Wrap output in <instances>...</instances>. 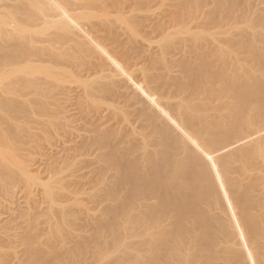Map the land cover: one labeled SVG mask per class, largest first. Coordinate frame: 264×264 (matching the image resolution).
Here are the masks:
<instances>
[{
    "label": "bare ground",
    "instance_id": "1",
    "mask_svg": "<svg viewBox=\"0 0 264 264\" xmlns=\"http://www.w3.org/2000/svg\"><path fill=\"white\" fill-rule=\"evenodd\" d=\"M83 1L0 0V111L17 114L13 125L20 113L28 125L38 115L43 134L68 133L51 136L50 181L86 168L75 177L94 192L72 178L74 192L106 205L92 206L104 207L93 227L65 230L63 186L45 188L48 215L36 203L0 220V264H264V28L249 24L250 35L236 38L222 21H172L170 12L153 21L143 15L152 8L138 6L148 0H128L129 18L125 5L120 17L97 20ZM92 1L102 11L125 4ZM202 1L172 7L197 13ZM228 1L206 17L242 12L264 22V7L258 15L252 3ZM5 121L0 173L13 167L31 182L36 174L8 152L17 138ZM13 168L4 178L15 179Z\"/></svg>",
    "mask_w": 264,
    "mask_h": 264
},
{
    "label": "rangeland",
    "instance_id": "2",
    "mask_svg": "<svg viewBox=\"0 0 264 264\" xmlns=\"http://www.w3.org/2000/svg\"><path fill=\"white\" fill-rule=\"evenodd\" d=\"M81 1H83V0H81ZM86 1H88V0H86ZM95 1V0H94ZM106 1V3L108 2V1H110V0H105ZM130 1V0H129ZM150 0H148V2L146 3L145 1H141L142 2V4L140 3V5H138L141 9L143 8V10L144 9H146L147 10V12L148 11H150V8H149V10H148V7H151L152 9H151V12H148V13H145V14H143V10L141 11V14H143L144 15V18H146V17H148V15H149V18L151 17V19H153V15H154V17H156L157 19H153V21H157L159 18H161V17H164L163 16V14L165 15V13L166 12H170V14H171V17L170 18H172V21H222V23H224V24H231L230 25V28L232 29V33H234V35H236V38H238V37H243L244 38V36L246 37V34H247V36L248 35H250L249 33H250V30L252 31V26H251V28L249 27V24L251 25V24H254L253 26H254V28L256 29V30H258L259 29V32L264 28V22L262 21V19L260 18V17H258V15L260 14H262V9H263V7H264V0H245L243 3H245V4H247L246 6H248L249 5V3H252L253 5H254V7L253 6H250V7H252V9H251V11H255L258 15H257V17L258 18H251V15H249V21H245V19H243V15H242V12L240 13V14H235L236 16H237V18H235L236 16L235 15H233V14H231V15H229L228 13H224V14H227V16H225V17H218V16H213L212 18L213 19H209V18H207V17H209V15H211L212 13H214V11H216L217 10V8H219V7H222L223 6V4L226 2V0H203L202 2L203 3H201L200 2V4L203 6V8H202V6L200 5V4H198L199 6V9H200V7H201V9H200V11H198L197 10V13H196V10H194V11H189V10H186V13L187 14H185V11H180L181 13H179V12H176V10L178 9H176V7L174 8V7H172V5H180L182 2H181V0H168V1H170V3L167 1V0H156V1H154L153 0V2H152V0H151V2H149ZM165 1L167 2V3H169V7H171V8H169V7H167V4L165 3ZM84 3H85V1H83ZM91 2H92V4H91ZM128 2V0H125V4L123 3V5H120L119 7L118 6H116V5H114V6H109V7H103V11H102V6L101 5H99V7L98 6H94L93 7V1L91 0L89 3L91 4V5H89V7H88V9L87 8H84V5L82 6V8H84V10L85 9H87V10H91L90 12L91 13H94L93 12V10L95 11V13L94 14H96V16H97V20H98V18H100L101 17V19H104V16H106V15H111L110 13H112V15L115 17V19H116V16H119V10L118 9H120V7H122V6H125V8L124 7H122V9H123V12H127L128 11V9H126V8H128L129 7V2ZM131 2V1H130ZM146 3V5H144L143 6V4H145ZM162 2L164 3V4H166V6H164V4H162ZM179 2V3H178ZM227 2H229L228 0H227ZM109 3V2H108ZM178 3V4H177ZM82 4V3H81ZM97 4V3H96ZM95 4V2H94V5H96ZM147 4H149V5H147ZM154 4H155V6H154ZM203 4H205V6L203 5ZM251 4V5H252ZM178 5V6H179ZM90 6H92L91 8H90ZM146 6H148L147 8H146ZM177 6V7H178ZM85 7H86V5H85ZM97 7V8H96ZM167 7V8H166ZM95 8V9H94ZM164 8H166L165 10H163ZM96 9H97V13H96ZM111 9H113V10H111ZM84 10H83V12H84ZM146 10H144V12L146 11ZM163 10V11H162ZM104 11H109L108 13L106 12H104ZM118 11V12H117ZM171 11H172V13H171ZM208 11H210V13L208 12ZM85 12H87V11H85ZM99 12V13H98ZM102 14H101V13ZM114 12V13H113ZM122 12V13H123ZM199 12V13H198ZM209 13V15H206L207 13ZM261 12V13H260ZM104 13L106 14V15H104ZM115 13H118V14H115ZM153 13H155V14H153ZM124 14H127V17L129 18V15H128V12L127 13H124ZM162 14V15H161ZM177 14V15H176ZM104 15V16H103ZM111 15V16H112ZM156 15V16H155ZM102 16H103V18H102ZM123 16V19L125 18V16L126 15H122ZM142 16V15H141ZM207 16V17H206ZM114 17H112V18H114ZM120 17V16H119ZM143 18V19H144ZM211 18V17H210ZM222 18V19H221ZM209 19V20H208ZM228 19V20H227ZM97 20H95V21H97ZM124 20H127L126 18L124 19ZM144 20H146V19H144ZM170 20V19H169ZM94 21V20H93ZM116 21V20H115ZM148 21V20H147ZM158 21H162V20H158ZM224 21V22H223ZM227 21H229V22H227ZM260 23V25H263V27L261 26V27H258L257 28V24H259ZM259 25V26H260ZM256 26V27H255ZM228 27H229V25H228ZM235 27V28H234ZM239 27V28H238ZM242 28V29H241ZM250 28V29H249ZM215 29H217V28H215ZM249 32V33H248ZM264 33V32H263ZM140 35H138V37H139ZM136 37H137V35H136ZM135 37V38H136ZM137 37V39H139ZM141 37V36H140ZM3 111H5V110H3ZM3 111H0V114L2 115H0L1 117H3L4 116V113L5 112H3ZM3 113V114H2ZM6 114H7V112H6ZM9 115H10V113H8ZM16 114V113H15ZM12 115V114H11ZM11 115L9 116V117H7V115L6 116H4L3 118H12L11 117ZM20 115H22V117H20V119H18V118H16L17 119V121H16V123L13 125V123H14V121H15V119H14V121H12V119L14 118V116H17V114L16 115H13V118L10 120V119H8L9 120V122L10 123H7V119H2L1 120V122L0 123H2L3 121H5V123L6 124H8L7 126H8V129L9 128H11V131L12 132H10V130H8V132L9 133H5L6 135H7V137L9 138V137H11V138H13V137H15V138H17V139H13V140H10V142L8 141L7 142V145L9 146V147H7V149H8V152L11 154V155H15L16 153V157H18V159L20 160V158H21V162L23 163V166H24V168L25 169H27L28 171H29V173L32 175V174H36V177L34 176V175H32L33 176V179H29V180H34L33 182L31 181H29V182H27V180H24V178L21 176V174L18 172L19 170L17 169H15V168H13V167H10V169H11V171H12V168L15 170V179H14V175H13V178H12V176H8V174L6 175L5 174V176H8V177H5L4 178V176H3V174L5 173V171H7L6 169H5V171L3 170V171H1V175H2V177L1 178H3L2 180H0V188L1 189H3V187H4V189H6L5 190V192H7V194H8V197H7V195H6V193L4 192V190H2V192H1V195H0V220L2 219V220H6V218L5 217H7V219L13 214H15L16 215V213H19V211H21V210H25V211H28V209L30 208V209H32L33 207L34 208H36L37 207V205L39 204H41L40 206L38 205V208H36L35 210H37V211H35L34 210V208L32 209V211L31 212H33V210L35 211V213L37 212V213H39L40 212V214H41V211H40V207H41V210H46V214L48 213L47 212V209L46 208H50V204H48V206H47V201H49L48 199H44V197H46L47 195H45L44 194V191L47 189V188H49V187H52V189H54V191H58L57 190V188L59 187V185H60V188L63 186V188H67V189H64V191H62L63 190V188H62V190H60L59 188V191H58V194L60 193V191H61V193L58 195L57 194V192H56V200H57V198H58V200L60 201V200H62L61 202H59V204H61V205H63L64 206V203L65 204H67L66 205V207L65 208H67V206H69V208L71 207L72 208V210H73V212H72V210H71V208H70V212H69V209L67 210V209H65L63 206V208H64V213H66L65 214V221H66V225H64V229L65 230H71V229H76V228H89V227H93L92 225H93V222L94 221H96V219H97V217H99L98 219H100V217L101 216H99V214H102L101 212V210H100V208H102V210H103V208L104 207H102V205L100 204L99 206H98V208H96L95 210H99L98 212H100L99 214H98V212L97 211H95L94 210V206H97L101 201V203H105V202H103V200H99V199H96V200H98L97 202H99L97 205H95L97 202L95 201V199H94V196H93V194L91 195L90 193L89 194H87L85 191H83V193L85 192L86 194H83V195H80L81 193H79L80 191H82V190H80V187H81V185H82V187H83V185H84V187H86V183L85 182H82L81 180V183H83V184H80L79 185V183L80 182H78V178H76L75 176L77 175H82V174H84V173H86V172H88V169H87V171L85 170L86 168H84V167H82V168H84V170L86 171V172H83L84 170H81L80 171V174H76L74 177L73 176H71V178H70V176H68L70 179H66V177H67V175L69 174H65L64 173V177H63V174H61L62 175V177H63V179H62V182H60V183H57L56 182V180L55 181H53L54 183H52V181H50V180H54V179H56V176H54V168L55 167H53V169L52 170H50V168L48 167V166H50L51 164V162H53L54 161V159L53 158H55V152L54 151H52V149H54L55 150V148L58 150V147L56 146V142H58L59 141V139L61 138L62 140L63 139H65L67 136L66 135H68V133H66V135H64L65 133L64 132H60V133H54L53 131H51L49 134H43L40 130H43V126H42V118L39 116V118H38V115H36V116H34L35 117V119L37 120H35L33 117H32V115H31V117H32V121L34 120V122H30L29 121V124L31 125V126H35L36 127V125H38L37 127H39L38 129H34V128H32L30 125H28V124H26V120H29L30 118H29V116L28 115H25V116H28V117H25V118H28V119H25L23 116V113L21 114H19V116ZM18 116V117H19ZM0 117V118H1ZM24 118V120H22ZM38 118V119H37ZM41 118V119H40ZM22 121V123L24 122L26 125H24L23 127H21L23 124H20L19 123V121ZM12 121V122H11ZM20 121V122H21ZM38 121H40L41 123H39ZM11 123H12V126L13 127H19V125H20V127H19V129H16V128H12V127H10L11 126ZM35 123H37V124H35ZM80 123V122H79ZM111 123V122H110ZM19 124V125H18ZM3 125V126H2ZM2 125H0V128H1V126L3 127V129L5 128V126L6 125H4L3 123H2ZM80 125V124H79ZM79 125L77 124V126H78V128H81L82 127V125H80V127H79ZM30 126V130L28 129V128H26V130H25V127H29ZM42 129H41V128ZM7 128V127H6ZM5 128V129H6ZM24 129V131H20V129ZM4 129V130H5ZM13 129V130H12ZM82 129V128H81ZM7 130V129H6ZM19 131V132H15V131ZM29 130V131H28ZM39 132H38V131ZM1 131H3V130H1ZM0 131V132H1ZM28 131V132H27ZM38 132L39 133V135H40V137H39V135L37 134V133H35V132ZM81 131V130H80ZM3 132H6V131H3ZM14 132H15V135H14ZM23 132H26V133H32L31 134V137H29V138H27L26 136H24V135H27V136H29V134H26V133H23ZM82 132V131H81ZM80 132V134H82ZM2 133V132H1ZM11 133H13V135L11 134ZM18 135H17V134ZM20 133H22V135L20 134ZM42 133V134H41ZM11 134V136H9ZM24 134V135H23ZM34 134V135H33ZM21 135V136H20ZM17 136V137H16ZM22 137L21 139H23V136L24 137H26V138H24V140H26L25 142L27 143V140L28 139H30L29 141H28V143L26 144V145H24V144H21V147H22V149L24 148V150H22V152L21 151H18V150H20L21 148H18L17 146H18V143L19 142H22V140L20 139V137ZM34 136V137H33ZM37 136H38V138H37ZM51 136H53V137H55V138H57V140L55 139V138H53V137H51ZM32 137H33V140H32ZM62 137H64V138H62ZM19 138V139H18ZM40 138H42L43 140H44V143L42 142L43 140H41ZM48 139V140H46V139ZM53 138V139H52ZM59 138V139H58ZM52 139V141H54L52 144H53V146H52V144H51V142H50V140ZM55 139V140H54ZM60 139V140H61ZM14 140L15 141H18L17 142V144H14V143H11V142H14ZM20 140V141H19ZM23 140V141H24ZM41 140V141H40ZM61 140V141H62ZM48 142V143H46V142ZM37 142V143H36ZM16 143V142H15ZM22 143H24V142H22ZM40 143H41V145H43V144H48V147H50V149L49 148H47L45 145L44 146H42V147H40L41 148V150H39L40 148H39V145H40ZM49 143H50V146H49ZM54 143H55V145H54ZM15 145V146H12V145ZM59 144V143H58ZM6 145V146H7ZM22 145H24V146H22ZM28 145V146H27ZM34 146V147H33ZM39 149H38V148ZM52 147V148H51ZM55 147V148H54ZM6 148V147H5ZM10 148H12V150L10 149ZM13 148H14V150H13ZM44 148V149H43ZM37 149V150H36ZM48 151V152H46V150ZM2 150H4V147H3V149ZM9 150H11V151H9ZM5 151V150H4ZM16 151H18V152H16ZM41 151V152H40ZM49 151H52V153L51 152H49ZM43 152V153H42ZM53 152H54V154H53ZM20 153V154H19ZM22 153V154H21ZM39 153V154H38ZM42 153V154H41ZM46 153V154H45ZM51 153V155L52 156H54V157H50V156H48L49 154ZM45 154V156H46V158H45V156H43ZM21 155H23V156H21ZM30 155V156H29ZM53 159L52 161H51V159ZM43 160H42V159ZM46 159V160H45ZM50 159V160H49ZM24 160V161H23ZM49 161L50 163H48V162H46V161ZM46 162V163H48L49 165L47 166V164L45 165L44 163ZM41 164V165H40ZM43 164V165H42ZM37 165V166H36ZM35 166V167H34ZM40 167V169H39V167ZM52 166V165H51ZM50 166V167H51ZM54 166V165H53ZM37 167V168H36ZM33 168H34V170H33ZM52 168V167H51ZM7 169H8V171L6 172V173H8L9 171H10V169H9V167H7ZM32 169V170H31ZM41 169H42V171H41ZM13 170V171H14ZM36 170H37V172H36ZM39 170V171H38ZM49 170V172H47ZM11 171H10V173H9V175H11ZM30 171H33V172H30ZM34 171L36 172V173H34ZM45 173H44V172ZM52 171V172H51ZM4 172V173H3ZM16 172H18L17 174H16ZM44 174H43V173ZM48 173V175H46L47 173ZM81 172H83L82 174H81ZM13 174V173H12ZM38 174V175H37ZM44 176H43V175ZM53 174V176H54V178L52 179V177L53 176H50V175H52ZM17 175V176H16ZM60 175V176H61ZM18 176H21L22 178H20V177H18ZM67 177V178H68ZM7 178V179H6ZM72 178H73V181L72 182H75L76 184H78L80 187H78L77 185H76V187H78L79 189H77L78 191H76V192H78L75 196H74V194L76 193V192H74L75 190H74V187H73V184L75 185V183H71V181L69 182V180H72ZM8 179H10V180H8ZM13 179V180H12ZM23 179V180H22ZM40 179H41V181H40ZM46 180V181H44V180ZM57 179H58V175H57ZM63 180H66V182L64 181L63 182ZM77 180V181H76ZM9 183H8V182ZM26 181V182H25ZM48 181L50 182V183H48ZM68 181V182H67ZM5 182H6V184H5ZM40 182H42V183H40ZM46 182V183H45ZM59 182V181H58ZM78 182V183H77ZM30 183H32V184H30ZM56 183L58 184V185H56ZM71 183V184H70ZM86 185H85V184ZM2 184V185H1ZM10 184V185H9ZM4 185V186H3ZM9 186V187H8ZM44 186V187H43ZM46 186V187H45ZM65 186V187H64ZM88 186V185H87ZM7 187V188H6ZM42 187H43V189H42ZM90 187V188H89ZM89 187H86V188H84V190L86 189H88L89 191L91 190V191H93L94 192V190H92L91 188V185L89 184ZM9 188H12L11 190L13 191H9L10 189ZM46 188V189H45ZM73 188V189H72ZM0 189V190H1ZM72 189V190H71ZM8 190V191H7ZM70 191L73 193V196H72V194H70V196H69V193H70ZM42 192H43V194H42ZM63 192V193H62ZM88 192V191H87ZM92 192V193H93ZM65 193V194H64ZM11 196H10V195ZM64 194V195H63ZM6 195V196H5ZM45 195V196H44ZM69 197H68V196ZM85 195V196H84ZM88 195H90V196H88ZM60 196H64V197H61L60 198ZM79 196V197H78ZM91 196H92V198H91ZM72 197L75 199V200H73L72 199ZM88 197H90L92 200H93V202H92V200H89L90 198H88ZM63 198V199H62ZM68 198H71V199H69V200H67ZM97 198V197H96ZM42 199V200H41ZM41 200V201H40ZM37 201V202H36ZM42 201H44V203L42 202ZM46 201V202H45ZM63 201H65V202H63ZM58 202V201H57ZM68 202H69V204H71V205H69L68 204ZM36 203H38L37 205H36ZM45 203H46V205H45ZM73 203L75 204V205H73ZM93 203V204H92ZM43 204H44V206H43ZM55 204H57L58 205V203H55ZM27 205L29 206V207H27ZM104 205H106V203L104 204ZM31 206H33L32 208H31ZM36 206V207H35ZM59 206V205H58ZM94 208H93V207ZM18 207H20V208H18ZM92 209V210H89L90 211V213H87L88 212V210H87V212H85V209ZM92 207V208H91ZM13 208H14V210H13ZM22 208H24V209H22ZM28 208V209H27ZM45 208V209H44ZM15 210H17V212L16 213H13ZM38 210H39V212H38ZM94 210V211H93ZM48 211H50V210H48ZM23 212V211H22ZM67 212H68V216H67ZM45 213H42L43 215L45 214ZM9 214H11V215H9ZM34 214V213H33ZM45 214V215H46ZM8 215H9V217H8ZM12 215V216H13ZM48 215V214H47ZM42 216V215H41ZM5 218V219H4ZM10 218H12V217H10ZM9 218V219H10ZM41 219L43 218V217H40ZM66 218H68V219H66ZM94 218H95V220H94ZM8 219V220H9ZM41 219H39L40 220V222H42L41 221ZM42 220H44V218L42 219ZM35 221H33L32 222V225H34L35 223H34ZM39 222V221H38ZM62 223L63 222H60L59 221V225L61 224V226H63L62 225ZM36 225V224H35ZM43 226V225H42Z\"/></svg>",
    "mask_w": 264,
    "mask_h": 264
}]
</instances>
